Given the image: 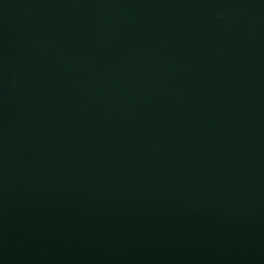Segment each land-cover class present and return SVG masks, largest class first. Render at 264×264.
<instances>
[{"label": "water", "instance_id": "95a60500", "mask_svg": "<svg viewBox=\"0 0 264 264\" xmlns=\"http://www.w3.org/2000/svg\"><path fill=\"white\" fill-rule=\"evenodd\" d=\"M0 264H264V0H0Z\"/></svg>", "mask_w": 264, "mask_h": 264}]
</instances>
